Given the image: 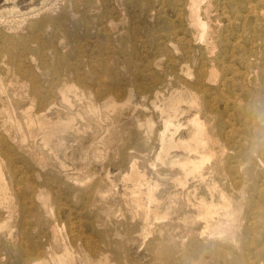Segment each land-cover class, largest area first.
Segmentation results:
<instances>
[{
	"label": "bare ground",
	"instance_id": "6f19581e",
	"mask_svg": "<svg viewBox=\"0 0 264 264\" xmlns=\"http://www.w3.org/2000/svg\"><path fill=\"white\" fill-rule=\"evenodd\" d=\"M60 1L62 2V0H1L2 3L0 4V242H2V247L9 253V255H10V251H13V256H14V252H15L13 249L14 247L12 248L8 246L9 244L8 242H12L13 240L18 239V238L20 242L30 241L32 243V246L30 245L31 247L30 248L27 247L28 249L26 250L23 248L25 251H21V249L17 250L18 248H21V247H19L18 245H17L18 247L15 246L17 248L16 250L19 251L17 252L18 254L16 255H21L20 257H22V262L20 261L19 264L20 263L21 264H119L118 262L119 260L117 259L118 252L116 251L115 253H117V255L113 259H110L108 255V251L104 249L105 245H109V235L111 232L109 233V235L106 232H101V233L98 232L100 236V240L96 238V241L94 240L92 241L89 238H84V239L76 238V234H75L76 226L73 223L74 222L73 221L70 224V230H69L70 234L68 235L62 234L65 228L61 227L60 221L64 222L66 218H68L67 220L70 222L71 220L70 217L76 214L72 212V209H71V212L69 210V213H67L66 215H63L64 213L62 214L59 210L58 212L57 210H55V212H57L55 214L54 213L55 205L53 206V201H52V198H54L53 197L54 195L51 197V193H50L53 187H51L50 191L48 190L49 182L51 180L56 179L59 183L67 182L66 184L64 183L63 185L62 184L61 185L59 184V185H60V188H62V191L63 189L66 190V192L69 193L68 195L70 196L78 195L79 197L80 195V197L81 196L85 197L88 195L91 196V194L93 195L96 194L101 197H104L106 195L108 196V194H111L112 191H114L113 187L111 186L113 185V183H111L112 181L107 179L108 181H111V182H109L110 184H109L108 190L105 193H103L104 192L102 190L103 185L100 183V181H98L97 179L96 181L98 182H93V180L90 179V176H91L90 166L92 164L90 165L89 162L91 161L90 158L92 156H95V157H92L93 159L94 158L98 159L105 152L108 153L110 149L112 152V148H115V150L119 152L122 159H124V163H126L125 160L128 159V164H129L128 170L129 171L128 172L126 171L127 173L125 172L126 174L124 176L122 175L121 176H122L123 181L126 183L124 191H125V195L127 196V202H128L127 205L130 210L129 214L135 219H138L140 226L142 227V232L140 233L141 239L147 240V238L149 239V237H151L150 235H152L154 231L156 230L155 228H156L157 222H162L165 220L166 222L165 226L168 228H171L175 220H182V221L184 220V222L188 220V221H191L193 224L194 223L198 224L201 222L204 225L203 227L205 228V231L203 233L204 234L208 233L210 237L213 238V240L216 238L220 240H226L229 242H234V243L236 242L235 244L238 245L240 236L237 233V229H238V225H239L240 217H241L240 208L242 207V202H244L243 198L245 197V194L241 193L240 195L241 199H238L239 197L237 196L235 198L230 193V189L224 186L225 183H223L224 181L222 180V179H225L226 172H227V169H225V165H226V161L229 155V151H234V150H230V147H229L230 144L227 143L229 141L227 142L224 141V139L226 140V138H224V135H225L224 128L225 127H223V121H222L223 115L219 107V104L224 103V105L229 107V101H230L229 99H231V94L230 96H227L228 93H226V91L230 89L231 93H233L234 90L230 88V86L234 85V80H235L234 75L230 77L229 75L231 74L229 73H228L229 75L227 74L228 71H226V69L228 70H231V69L225 68L227 67V65L224 63L223 59L225 57L227 59H231L230 61L235 60L236 50H242V54H240L241 56L239 57L240 61L243 64V67L245 68V71L241 73L242 91L240 90L241 93L236 94V95H234L236 93L234 92L233 94L234 103L232 105V108L235 109L240 114V116H247V105L241 106V104H239L240 98L244 96H246L245 98H247V100L249 97L252 98V93L250 94L251 96L248 94L249 97H247V90H246L247 88V81H246L247 80V68L252 67L251 63L250 64L247 63L248 60H251V59L247 60V56H248L247 41H251L254 44L256 43L255 42L256 39L260 40V38H257L254 36L255 34L262 35V37L264 36V1L262 0H138V4L139 3L140 4H139V7L134 11L133 15L131 14L130 16H128L129 9L127 8L129 7L126 8L127 9L126 12L128 13V15L127 13L125 14L124 11L118 10L119 8L116 7V9L118 8L117 9L118 11L116 10L117 12L115 13L117 17L114 19L113 12L111 13L110 11L111 9L110 8L111 6H109L110 3L108 4V1L110 0H105L106 5L105 4L104 5L106 9L104 8V10L106 11V14L108 15V17H106V22L102 23V25H105L103 27V30L106 33L108 31L111 32V34H113V37L114 35L120 36V39H122V34L127 31L126 33L128 34V36H127V39L125 40H128V37L131 35L132 32H134L135 36L137 32H142V31H144V33L147 32V34H145L146 37L148 36V34L150 35V33L151 34L153 33L155 34V38H154L155 42L152 40L153 41L152 44L156 45L155 48L157 47L159 49V52H158L159 57H156L155 59V57L153 56L155 60L152 63L150 61L151 59L149 56L148 57L149 59L147 60V62L143 64L145 67L142 66L144 67V69L143 71L140 72V76L138 75L139 67L132 68V69H135V71H136V68H138V71L135 72L133 70V72L131 73L132 75L131 86L130 87L128 86L129 87L128 89L123 87L124 89L121 88L117 91L114 90L115 92L114 93L112 92L111 94L109 93L108 95L109 97L103 103H100V104L94 102V100L92 99L93 95H91V97L87 96L88 87H90L87 84L82 83L81 85L80 84L81 82L74 81L73 79L60 80L58 77V74L60 75V73H59V70L57 71L56 64L59 62L58 61L59 58L57 59V56L59 57V52L61 51L58 52V48H57V34L59 32V28L64 27L63 24L65 22H68L66 20L68 19V14H69V13L67 14L66 9H63L64 10L63 13H61L60 15L58 14L60 17L59 16L56 17L57 14L55 15V12H57V10H59L58 8H60V7L57 8V6H59L58 4L60 3ZM78 1L80 2V4L82 3V0H78ZM88 1L89 0H86V2ZM101 2L103 3V0ZM77 3L78 2H76V4ZM122 3L125 5L124 2ZM122 3L120 5H122ZM70 6L71 5H69V8ZM87 6H90V5H87ZM123 6L121 8L124 10ZM167 9H170L172 13V16L168 20L162 18V16L166 15ZM80 12H82L83 13L82 15H84L85 8H84V12L81 10ZM77 13L78 11L76 10V14ZM13 14H17V15L13 16ZM100 15L102 14L100 13ZM102 17L104 19V16ZM128 17L130 18V22H129L130 25H128ZM88 20L86 19V22ZM152 20H155L154 24H152L153 22L151 23ZM161 20H163V22L165 21L167 24V25L165 24L167 26L166 28H168L166 32L162 31L163 29L165 31V28H163L162 30L160 29ZM100 21H101V18H100ZM10 23L16 24L15 26L16 28H19V30L23 28V31L26 30L25 31L26 33L20 35V34H17L15 31L16 34H13V35L10 34L11 32L9 33L7 31L8 29H11ZM99 23H96V24H99ZM143 24L146 26L143 27L144 26ZM7 26H9L8 29H7ZM16 28L15 30H17ZM151 28L152 29L154 28L155 30L153 31ZM73 29H75L74 31H76L77 28H73ZM11 30H14V29H11ZM87 31H88V26H87ZM97 33L99 34L100 31H98ZM65 34H67L66 31H65ZM73 34H75V32ZM77 35L78 34L76 33V36ZM84 35L86 36L87 34L85 33ZM94 35H92L93 38H94ZM145 35L143 36L144 39H145ZM79 36H82V35L80 34ZM134 37L130 36L129 38L133 39ZM89 38L87 36V39ZM107 38L109 39V37ZM123 38H126L125 34ZM148 38H150V36ZM75 40H78V39H75ZM125 40H120V42L122 41L123 43H125L124 42ZM129 40L131 41V39ZM86 41L88 40H85V42ZM130 41L128 42L131 43L132 41L131 42ZM79 43L81 46L82 42L80 41ZM109 43L111 45V41ZM123 43H120V44H123ZM77 46H78V43H77ZM170 46H173V47L175 46L176 48L174 47L173 49L170 50ZM252 46H255V45H252ZM123 47H125L124 44H123ZM123 47H122V50H123ZM126 47H127V44H126ZM133 48L135 49V47ZM76 49H79V48H76ZM253 49H254L253 47L250 49L251 52L253 51ZM174 50H176L175 51L176 53L180 51L182 53L180 55V58L176 60L173 57ZM136 51H137V48L135 52ZM153 51H152V54H153ZM251 52H249V54ZM77 53L79 52L77 51ZM87 53L89 54L90 52H87ZM254 53H256V51ZM65 54L66 53H64V56ZM92 54L93 53H91L90 56ZM125 54L123 55L125 56ZM135 56H137V54ZM142 56L143 55L141 54V58ZM163 56H165V58L169 56L170 58H173V59L171 60V63L168 64V66L165 68L167 73L165 74V76L163 75L164 78H160L157 75L158 73L155 72L154 74L152 69L160 68L161 66H164L161 61V58ZM68 57L69 56H67V60L69 59L71 60V58H68ZM158 58H160V60H158ZM60 59L61 61H65L63 60L62 57ZM94 60L95 58L92 61ZM259 60L260 59H258V61ZM263 60H264V57H263ZM117 61H120V59H118ZM143 61H144V58H143ZM102 62H103V59H102ZM107 62L109 64V61ZM116 62H115V65L118 64ZM134 62L135 61L133 60V64ZM65 63L67 62L65 61ZM71 63H74V62L67 63L66 66L69 67L68 69L74 68V65ZM104 64H102V66ZM127 65L129 66V64ZM150 65H152V67ZM116 67L118 68V65ZM107 69L108 67L106 68V70ZM72 70L75 71L74 69ZM234 70L236 71V68ZM76 72H77V69L74 74H76ZM93 73L94 75H98L96 72H92V74ZM115 73L117 74V72ZM111 74H114V73H111ZM80 75L82 78V74ZM67 78L69 77L67 76ZM77 78L78 77H76V79ZM237 80L236 82H238ZM117 81L118 82L115 81L117 84H122L125 81V79L118 76ZM101 82H103V80ZM115 82H112V83H115ZM126 84L130 85L129 83H126ZM113 85L111 87L115 86ZM108 86L109 85H107V87ZM115 87H118V86H115ZM106 89L108 88H105V90ZM257 91H255V88H254V92H257ZM122 93H125V98L124 100L120 101L118 100V97ZM261 93L263 95L262 91ZM105 94H106V91H105ZM135 97L143 99L144 101H148L149 104L151 105L150 111H149V108L145 106V104L140 106L141 105L140 103H139L140 105H138L136 102H134ZM244 102H245V99H244ZM248 102L246 104H248ZM58 104L59 105L62 104L64 107L59 109ZM250 104H252V102ZM253 107L255 106H252V109ZM260 112H262V109L260 110ZM258 115L259 117H257ZM258 115H256V117L264 121V114L262 115L261 113V115L260 114ZM142 116L144 117V119H139ZM78 118L82 120V123H83L82 126L77 125L76 121ZM241 118L243 119V117ZM250 118L251 117L249 116L248 119ZM118 121H120V124L118 123ZM247 123L251 125L250 123H253V122H250L249 120V122ZM226 127L228 126L226 125ZM228 128L226 129L228 130ZM89 130H91L90 140L92 142L90 145H88V148L85 149L83 153L80 154L78 158V161L80 163L79 170L71 175V173H68L69 167L67 168V165H66L68 163L67 162L68 159L66 158L69 157L75 163H77V159L75 158V153L73 152L69 153V150H68L69 147H71V149L73 147L70 142L73 140L78 141V142L87 140L88 137L85 134H87ZM227 130L225 132H228ZM116 132H118V134L115 137ZM262 132L260 131L261 134ZM247 133H249L252 136L259 135L256 132V130L251 131L250 128H248ZM236 134L238 133L236 132ZM241 136L243 135H240V137ZM261 137H262L261 143L264 144V137L263 136ZM243 138L244 140L248 139L247 137L245 138V136H243ZM249 139H252V138H249ZM83 144L84 143H81V146H83ZM257 144L260 145V143H257ZM84 147L86 146H83L82 148ZM248 147L251 148L252 146L249 144ZM242 148H244V146ZM20 151L22 152L25 151L24 152L25 155H22L20 157L18 156L19 159L21 160V163H23L24 165L26 164L31 165L33 167V170H32L34 173L33 175L38 179V181H36L37 179L35 180L36 184H34L35 186L34 192L31 194L32 196L31 198L34 199V203L36 202V209H35L36 211L35 212L33 211L34 212L33 216L36 215L37 221L38 220L44 221L46 223L45 227L39 228L38 230H34L35 231V232L33 231L34 233L30 232L31 229L29 230L28 228L30 226H26L24 222L20 221L21 219H19V216L20 217L22 216L19 215L17 217L16 215L18 213L16 209H19V207L24 206V204L22 203L23 202L22 200H20L22 201L21 202L22 204L19 202L20 197L18 193L16 192V190L18 189L17 186L19 184V181H18L19 179L17 176V172L15 171L17 170L16 169L17 166L14 167V165H16V162H17L16 156L18 155L16 154V152L18 153ZM261 152L264 153V151H261ZM261 152L259 154H261ZM92 153H94V155L91 156ZM146 153L151 156L153 155L154 157V161L151 162V165L155 169L153 168L154 172L152 173H148L145 170L141 169L138 164V159H137L138 156L147 155ZM244 153L242 152V154ZM61 154H64L63 156L65 157L66 161L60 158ZM235 156H237V153L236 155L234 154L233 157L235 158ZM246 157H248V155ZM232 158L230 156V159ZM249 158H250V155H249ZM105 159L106 158H104V161ZM252 160L253 162H256L254 159ZM232 161L235 162L236 160L232 159ZM227 163H228L227 165L229 166L230 162H227ZM240 163H243V162H240ZM240 163H237V164H240ZM261 164L263 165V163ZM234 167L235 166H233V168ZM21 168H24V167H21ZM118 169L120 170V168ZM25 170L26 169L24 168V171ZM235 171L237 172V169ZM108 174H106L105 176L108 177L109 176ZM236 174H233V175L236 176ZM255 177H257L258 179L260 178L258 177V175L257 176L255 175ZM233 178L231 179V181L233 180ZM31 179L33 180V177ZM253 181H255V179ZM20 183L23 184L21 181ZM255 185H259V184H255ZM255 185L253 183V186ZM15 188L17 189L15 190ZM57 188H58V185H57ZM203 188L207 193L206 195L205 193L202 192ZM28 191H32V189H29ZM248 191H250V188ZM254 191L256 192V190ZM21 192L23 193L24 189ZM66 192L64 193L66 194ZM22 193L20 195H22ZM17 197L19 198L17 199ZM73 197L75 198V196H72V198ZM248 197L246 200H248ZM21 198L23 199V197ZM25 200L27 199L25 198ZM251 200L252 199L250 198L249 201ZM58 201H60V199ZM79 201H76V202H79ZM252 201L255 202L256 200H252ZM68 202L69 200H66L64 202L62 201V204H64L65 206L67 205L68 207ZM55 203H57V201H55ZM29 204H27V206ZM252 205L250 204L251 207ZM258 207H259V204H258ZM180 208H186L187 210L184 211L182 214H179L178 212ZM73 210H75V208ZM14 211L17 212L15 214L16 215L15 217L19 219V222L17 223L15 221L16 218L14 219ZM260 212H261V209H260ZM24 214L26 213L24 212ZM246 214L248 215V213ZM249 214H252V213H249ZM81 216L79 218H81ZM245 216L246 215H244V218ZM25 217L26 215H24L23 219L26 220ZM100 217H102V215L100 216L98 215L97 217L95 216L96 218L95 224L91 222L92 225L90 224V226L93 230L96 228L95 227L96 223L98 225L105 223V219H103L104 221L102 219L99 220ZM261 218L262 217H260L259 219ZM76 221L78 222V220ZM83 225H85V223H83ZM263 225L264 224H262V226ZM15 227L18 228V231H17L18 234L16 235H14ZM164 228H165L164 226H161L157 229V231L160 233L157 239L158 243H154L153 241L155 240V238H153L152 242H149L147 245V251L149 252V256H150L149 262L155 261L158 264H180V263L181 264H204L202 261H205V260H203L199 254L198 255L201 257L202 260L201 261L199 260L200 257L197 259L198 256L195 253V250H191L188 245L186 246L184 244L183 237L181 241L179 242L177 240L178 238H176L170 233H166V235L163 236L162 232ZM245 230L247 231V229ZM78 231H79V228H78ZM83 231H85V229ZM131 231L132 230H130V232ZM165 231H166V228L164 232ZM249 231L250 230L248 229V232ZM113 233L114 231L111 234ZM192 233L193 232H191L190 238L195 240L196 236L192 235ZM253 234L254 233H252V235ZM80 235L84 237L83 233H81ZM260 235H264V233L260 234L259 232V236ZM259 236L257 237L259 238ZM40 237L41 239L44 237L46 239V243H43V242L41 243ZM245 237H247L246 234H245ZM112 238L113 237H111V240ZM262 238L264 239V236ZM243 241H246V238ZM27 242H26V245H27ZM189 243L191 244L190 241ZM197 243L195 242V244ZM242 243L243 242L241 241V245ZM261 243L259 244L261 245ZM212 244H214V242ZM218 244L221 245V243H218ZM262 244L264 245V242ZM26 245L24 246L26 247ZM232 246L233 245L231 244L229 245L230 248H233ZM112 248H113V245H112ZM214 248H215V245L213 249ZM233 250L231 252H233ZM242 251L243 249L241 248V252ZM256 251L257 250H255V252ZM111 252H114V251H111ZM134 252L136 253V251ZM213 252L215 254V250ZM255 252L253 254H256V253L259 254V252H256V253ZM228 254H226V256ZM239 255L240 257H237L235 260H233L232 258V262H235V263L237 262V264L238 262L245 264L246 262V261L244 262L245 257L242 256L241 254ZM127 256L128 257L130 256L129 253ZM232 256L233 255H231V257ZM135 257L136 258H133L131 260L129 258L127 262L126 261L124 262V264H153V263H143V260L141 261L140 257H139L140 259L137 257V255H135ZM16 261L18 262L17 259ZM144 261H147V260H144ZM225 262H227V260ZM120 264H122V262ZM230 264H234V263L230 262ZM247 264H251V263H247Z\"/></svg>",
	"mask_w": 264,
	"mask_h": 264
},
{
	"label": "rangeland",
	"instance_id": "374dc122",
	"mask_svg": "<svg viewBox=\"0 0 264 264\" xmlns=\"http://www.w3.org/2000/svg\"><path fill=\"white\" fill-rule=\"evenodd\" d=\"M75 1V2H74ZM62 0V2L60 1V3L58 4L59 6H57V8L58 7H60V8H58L59 10H57V12H55V15H56V17H58L61 13H63V9H66V12H67V14H68V19L66 20V21H68V22H65L63 25H64V27H61V28H59V32H58V34H57V48H58V52L59 51H61V52H59V57L57 56V59L59 58V62L56 64V67H57V71L59 70V73H60V75L58 74V77H59V79L60 80H64V79H73L74 81H79V82H81L80 84L82 85V83L84 84H87L88 86H90V87H88V91H87V96L88 97H91V95H93L92 97V99L94 100V102L95 103H98V104H100V103H103L109 96V93L111 94L112 92L114 93L115 91H117V90H119V89H121V88H126V89H128L130 86H131V80H132V75H131V73L133 72V70L135 71V69H132V68H135V67H139V71H138V68H136V71H138L137 73H138V75L140 76V72L141 71H143V69H144V65L143 64H145L146 62H147V60L149 59L148 57L150 56V61L153 63V61L156 59V57H159L158 55V52H159V49L157 48H155V46L156 45H154V44H152L153 43V41L155 40L154 38H155V34H153V36H152V34L150 33V35L148 34V36L146 37V35L145 34H147V32L146 33H144V31H142V32H137L136 33V36L138 37H136L135 35H134V32H132L131 33V35L130 36H135L134 38L136 39H132V38H129L128 37V40H125V39H127V36H128V34L126 33V32H124L123 34H122V39H120V36H115L114 35V37H113V34H111V32H105L104 30H103V27L105 26V25H102V23H104V22H106V17H108V15L106 14V11L104 10V8H105V5H106V3H105V0H103V3L101 2L102 0H89L88 2H86V0H82V3L80 4V2L78 1V0ZM85 1V2H84ZM112 3H111V2ZM110 1H108V4H109V6H111L110 8V11H111V13L113 12V18L115 19L116 17H117V15L115 14L118 10H120V11H124V13L126 14L127 12V9H129L128 10V12H129V15H128V13H127V15L128 16H130L131 14L133 15L134 14V11L139 7V4H138V0H127V2H126V0L124 1V0H110ZM120 1H121V3L122 2H124L125 3V5L122 3V5H120L121 3H120ZM262 1H264V0H262ZM76 2H78L77 4H76ZM2 2H1V0H0V4H1ZM84 3V4H83ZM86 3H87V5H90V6H87L86 5ZM76 4V5H75ZM80 4V5H79ZM92 4H93V6H92ZM95 4V5H94ZM105 4V5H104ZM128 4H129V6H128ZM138 4V5H137ZM69 5H71L70 6V8H69ZM118 5V6H117ZM124 5V6H123ZM77 6H79V7H77ZM85 6H87V7H85ZM92 6V7H91ZM123 6V8H124V10L121 8ZM134 6V7H133ZM66 7V8H65ZM85 8V12H84V8ZM116 7H118L117 9H116ZM127 7H129V8H127ZM132 7V8H131ZM68 8V9H67ZM78 8V9H77ZM87 8V9H86ZM127 8V9H126ZM241 8V7H240ZM75 9V10H74ZM94 9V10H93ZM106 9V8H105ZM126 9V10H125ZM242 9V8H241ZM240 9V10H241ZM76 10L78 11V13L76 14ZM80 10L81 11H83L85 14L84 15H82L83 13L82 12H80ZM104 10V11H103ZM114 10V11H113ZM117 10V11H116ZM132 10V11H131ZM75 11V12H74ZM92 11V12H91ZM104 13H103V12ZM94 12H96V13H94ZM130 12H132V13H130ZM74 15H73V14ZM89 13H91V14H89ZM100 13L102 14V15H100ZM4 14V13H3ZM59 14V15H58ZM104 14V15H103ZM5 15V14H4ZM17 14H13V16H16ZM75 15H76V17H75ZM79 17H78V16ZM87 15V16H86ZM107 15V16H106ZM74 16V17H73ZM86 16V17H85ZM100 16V17H99ZM102 16H104V19H103V17ZM172 16V13H171V10L170 9H167L166 10V15L165 16H162V18H164V19H170V17ZM60 17V16H59ZM91 17V18H90ZM99 17V18H98ZM127 17V16H126ZM90 18V19H89ZM98 18V19H97ZM100 18H101V21H100ZM79 19V20H78ZM83 19H84V21H83ZM86 19L88 20L87 22H86ZM70 20V21H69ZM78 20V21H77ZM117 20V19H116ZM77 21V22H76ZM92 21V22H91ZM100 23H99V22ZM154 21L155 20H152L151 21V23L152 24H154ZM81 22V23H80ZM129 22H130V18L128 17V25H130L129 24ZM161 23H160V29L162 30L163 28H165V31H164V29L162 30L163 32H166L167 30H168V28H166L167 26V24H166V22L164 21L163 22V20H161L160 21ZM75 23V24H74ZM78 23V24H77ZM80 23V24H79ZM84 23H85V25H84ZM89 23V24H88ZM91 23H92V25H91ZM96 23H99V24H96ZM75 26H74V25ZM101 24V25H100ZM166 24V25H165ZM11 25V26H10ZM10 27H11V29H14V30H11V29H8V27L9 26H7V31L10 33V34H20V35H22V34H24V33H26L25 31H23V28L22 29H20L19 30V28H16V24H13V23H10ZM79 25H80V27H79ZM96 25V26H95ZM144 25V24H143ZM142 25V26H143ZM164 25V26H163ZM251 25H253V24H251ZM73 26V27H72ZM78 26V27H77ZM85 26V27H84ZM87 26H88V31H87ZM146 25H144L143 27H145ZM15 28L17 29V30H15ZM63 28H64V30H63ZM67 30H66V29ZM73 28H77L76 29V31H74L75 29H73ZM73 29V30H72ZM97 31H96V30ZM152 29V28H151ZM77 30H78V32H77ZM153 31L155 30L154 28L152 29ZM13 31V32H12ZM15 31H16V33H15ZM62 31V32H61ZM65 31H66V33L67 34H65ZM87 31V32H86ZM90 31V32H89ZM98 31H100V33L98 34L97 32ZM104 31V32H103ZM152 31V32H153ZM75 32V34H73ZM81 32V33H80ZM88 32H89V34H88ZM76 33L78 34L77 36H76ZM87 34L86 36L84 35V34ZM94 33H95V35H94ZM82 35V36H79V35ZM105 34V35H104ZM106 34H108V35H106ZM124 34H125V37L126 38H123L124 37ZM71 35V36H70ZM92 35H94V38H93V36ZM112 36V37H110V36ZM140 35V36H139ZM145 35V39H144V36ZM259 34H255L254 36L255 37H257V38H260V40L259 39H256V43H252L251 41H247V54H248V56H247V60L248 59H251V60H248V61H250V62H248L247 61V63H251V65H252V67L251 68H247V88H246V90H247V97H249V95L252 93V98L251 97H249L248 98V100H247V98H245L246 96H244V97H242V98H240V102H242V103H240L239 102V104H241V106H245V105H247V116H240V114L235 110V109H233L232 108V105H233V103H234V95H236V94H240L241 93V91H242V87H241V85H242V80H241V73L242 72H244L245 71V68L243 67V64H242V62L240 61V54H242V50H236V52H235V54H236V59L235 60H232V61H230L231 59H227V58H225L224 57V59H223V61H224V63L227 65V67H225V68H230L231 70H228V69H226V71H228L227 72V74L229 73V74H231V75H229L230 77H232L233 75H234V78H235V80H234V85L233 86H230V88H232L234 91H233V93H231V91H230V89H228L227 91H226V93H228L227 94V96H230V94H231V99H229L230 101H229V107H227L226 105H224V103H220L219 104V107H220V109H221V111H222V115H223V118H225V119H223L222 118V121H223V127H225L224 128V133H225V135H226V137H225V135H224V138H226V140L224 139V141L225 142H227V141H229V142H227V143H229L230 144V150H234V151H229V155H228V158H227V161H226V165L228 164L227 162H230L229 163V166L227 167L226 165H225V169H227V172H226V176H225V179H222L224 182L223 183H225L224 184V186L225 187H228V189H230V193L236 198V196L237 197H239L238 199H241L240 198V195H241V193H244L245 194V197L243 198V201L244 202H242V207L240 208V212H241V217H240V222H239V225H238V229H237V233L239 234V242H238V245H236L234 242H229V241H226V240H220V239H214L213 240V238H211L210 237V235L208 234V233H203L204 231H205V228L203 227L204 225L200 222V223H198V224H196V223H192L191 221H188V220H186V221H188V222H184V220L182 221V220H175L174 221V224H173V226L171 227V228H168V227H166L165 226V220L164 221H162V222H157L156 223V230L154 231V233L152 234V235H150L151 237H149V235H148V237H149V239L147 238V240H144V239H141V237H140V233L142 232V227L140 226V223H139V220L138 219H135L134 217H132L129 213H130V210H129V208H128V202H127V196L125 195V182L123 181V179H122V176H124L129 170V164H128V159H126L125 161H126V163H124V159H122V157H121V155L119 154V152L117 151V150H115V148H112V152H111V149L109 150V152L107 153V152H105L103 155H101V157L100 158H98V159H93L92 157H95V156H92V155H94V153H92L91 154V161L89 162V164L91 165L90 166V170H91V172H90V179L91 180H93V182H98V181H100V183L103 185L102 186V190L104 191L103 193H105L107 190H108V187H109V182H111V183H113V185H111L112 187H113V189H114V191H112V193L111 192H109V193H111V194H108V196L106 197V196H104V197H101V196H99V195H96V194H91V193H89V194H91V196L90 195H88V196H85V197H83V196H81L80 197V195H79V197H78V195L76 196V195H68L69 193H67L66 192V190H64L63 189V191H62V188H60V185L62 184H64L65 182H58L56 179H54V180H51L50 182H49V184H48V190L50 191V189H51V187H53L52 189H51V191H50V193H51V197L53 196L54 198H52V201H53V206L55 205V207H54V213L56 214L57 212H58V210L63 214V215H66L67 213H69V210H70V212H71V209H72V212L74 213V214H76V215H74V216H71V215H69V216H71L70 218H71V220H70V222L67 220L68 218H66V220L63 222H61L60 221V225H61V227L62 228H65L64 229V231H63V229H62V231H63V233L62 234H64V235H68V234H70V224L73 222L74 224H75V231H76V238H82V239H84V238H89L90 240H94V241H96V238L98 239V240H100V236H99V234H98V232L99 233H101V232H106L108 235H109V233L111 232H113L114 231V233L113 234H111L110 233V235H109V245H105L104 246V249L106 250V251H108V255H109V258L110 259H113L116 255H117V253H115L116 251L118 252V262H119V264L122 262V264H124V262L126 261L127 262V260L130 258V260L131 259H133V258H136L135 257V255H137V257L139 258H141V261L143 260V263H153V264H158L157 262H155V261H151V262H149L150 261V256H149V252L147 251V245H148V243L149 242H152V239L153 238H155V240L153 241L154 243H158L157 242V239H158V237H159V232L157 231V229L159 228V227H161V226H164L165 228H166V231L164 232V230H165V228H164V230H163V236L164 235H166V233H170V234H172L173 236H175L176 238H178L177 240L180 242L181 241V239H182V237H183V240H184V244L187 246H189V248L191 249V250H195V253L197 254V259L201 256L202 257V259L203 260H205V261H202L204 264H219V263H221V264H230V262L231 263H234V264H237V262L235 263V262H232V258H233V260H235L237 257H240V255L239 254H241L242 256H244L245 257V260H244V262L246 261L247 263H253V264H264V245L262 244L263 242H264V239L262 238L264 235H260L259 236V232H260V234H263L264 233V225L262 226V224H264V191H262V190H264V177H262V176H264V153H262L261 151H264V144H262L261 143V136H263L264 137V132H262V131H264L263 129H264V121H262V120H260L259 118H257V117H259V115L258 114H260L261 115V113H262V115L264 114V105H262V104H264V60H263V54H264V36L262 37V35H259ZM67 36H68V38H67ZM87 36H88V38L89 39H87ZM98 36H100V37H98ZM150 36V38H148ZM84 37V38H83ZM104 37H105V39H104ZM107 37H109V39L107 38ZM262 37V38H261ZM73 38V39H72ZM111 38H112V40H111ZM147 38V39H146ZM75 39H78V40H75ZM100 39V40H99ZM104 39V40H103ZM114 39V40H113ZM129 39H131V41L129 40ZM262 39V40H261ZM62 40V41H61ZM82 40H84V41H82ZM85 40H88V41H86L85 42ZM91 40V41H90ZM96 40V41H95ZM109 40V41H108ZM120 40H125L124 42L125 43H123L122 41L120 42ZM153 40V41H152ZM65 41V42H64ZM77 41H81L82 42V44H81V46H80V43L79 42H77ZM111 41V45H110V42ZM112 41H113V43H112ZM128 41H130L131 43H129ZM85 42V43H84ZM94 42H96V43H94ZM100 42H101V44H100ZM105 44H104V43ZM109 44H108V43ZM126 42H128V43H126ZM146 42H147V44H146ZM155 42V41H154ZM251 42V43H250ZM259 42V43H258ZM263 42V43H262ZM76 43V44H75ZM77 43H78V46H77ZM120 43H123L124 45H125V47H126V44H127V47L125 48V47H123V44H120ZM134 43V44H133ZM150 43H151V45H150ZM100 44V45H99ZM103 44V45H102ZM134 46H133V45ZM142 44V45H141ZM145 44V45H144ZM250 44V45H249ZM75 45V46H74ZM93 45H95V46H93ZM102 45V46H101ZM110 45V46H109ZM113 45V46H112ZM147 45V46H146ZM154 45V46H153ZM252 45H255V46H252ZM77 46V47H76ZM104 46H106V47H104ZM123 47V50H122V47ZM135 47V49L133 48V47ZM150 46V47H149ZM250 46H251V48L253 47L254 49H253V51L251 52V48H250ZM81 47V48H80ZM85 47V48H84ZM96 47V48H95ZM112 49H111V48ZM116 49H115V48ZM143 47V48H142ZM144 47H146V48H144ZM175 47V46H174ZM173 46H170V50L171 49H173L174 48ZM263 47V48H262ZM76 48H79V49H76ZM92 48H94V49H92ZM136 48H137V53L135 52V50H136ZM142 48V49H141ZM149 48V49H148ZM154 48V49H153ZM176 48V47H175ZM84 49H86V50H84ZM101 49V50H100ZM109 49V50H108ZM126 49V50H125ZM134 49V50H133ZM142 50V51H140V50ZM153 51V54H152V51ZM260 49H262V50H260ZM94 50V51H93ZM108 50V51H107ZM111 50V51H110ZM139 50V51H138ZM145 52H144V51ZM158 50V51H157ZM77 51L79 52V53H81V54H79V53H77ZM85 51V52H84ZM99 51H101V52H99ZM123 53H122V52ZM128 53H127V52ZM146 51H147V53H146ZM157 51V52H156ZM176 50H174V59L176 60V59H178V58H180V55L182 54L181 53V51L180 52H175ZM256 51V53H254ZM71 52V53H70ZM76 52V53H75ZM87 52H90L89 54L87 53ZM112 52H113V54H112ZM125 52H126V54H125ZM144 52V53H143ZM249 52H251L250 54H249ZM64 53H66L65 54V56H64ZM69 53H70V55H69ZM75 53V54H74ZM91 53H93L92 55H93V57H92V55L90 56V54ZM100 53V54H99ZM104 53V54H103ZM115 53H117V54H115ZM122 53V54H121ZM133 53V54H132ZM134 53H135V55L137 54V56H135L134 55ZM152 55H151V54ZM156 53H157V55H156ZM97 56H96V55ZM123 54H125V56L123 55ZM141 54L143 55L142 56V58H141ZM77 55V56H76ZM79 55V56H78ZM81 55V56H80ZM107 55V56H106ZM114 55V56H113ZM117 55V56H116ZM128 55V56H127ZM132 55V56H131ZM67 56H69L68 58H71V60L69 59V60H67ZM76 56V57H75ZM106 56V57H105ZM155 57V59H154V57ZM263 56V57H262ZM63 58V60H65L67 63H69V62H74V63H76V64H74V63H71V64H73L74 65V68H71V69H68L69 67H67L66 65H67V63H65V61H61V59L60 58ZM77 57H79V58H77ZM88 57V58H87ZM101 58V60H100V58ZM104 57V58H103ZM138 57H140V58H138ZM147 57V58H146ZM66 58V59H65ZM77 59V60H75V59ZM95 58V63H94V61H92L93 59ZM99 58V59H98ZM105 58H107V59H105ZM109 58V59H108ZM120 59V61H117L118 59ZM132 58V59H131ZM135 58V59H134ZM143 58H144V61H143ZM256 60H255V59ZM261 58H262V60H261ZM78 59H80V60H78ZM102 59H103V62H102ZM130 59V60H129ZM136 59H138V60H136ZM140 59V60H139ZM173 58H170L169 56H167L166 58H165V56H163L162 58H161V61H162V63H163V65L164 66H161L160 68H153L152 69V71L154 72V74H155V72H157L156 74L160 77V78H164V76H165V74L167 73L166 72V70H165V68L168 66V64H170L171 63V60H172ZM258 59H260L259 61H258ZM132 60V61H131ZM133 60L136 62V64H135V62H134V64H133ZM143 62H142V61ZM158 60H160V58H158ZM76 61H78V62H76ZM87 61V62H86ZM91 61V62H90ZM106 61V62H105ZM107 61H109V64H108V62ZM116 63H118L117 65H118V68L116 67L117 65H115V62ZM169 61V62H168ZM229 61V62H228ZM255 61V62H254ZM111 62V63H110ZM126 62V63H125ZM128 62V63H127ZM130 62V63H129ZM168 62V63H167ZM227 62H228V64H227ZM77 63H78V65H77ZM81 63V64H80ZM90 63H91V65H90ZM93 63V64H92ZM104 63H106V64H104ZM131 63H132V65H131ZM167 63V64H166ZM263 63V64H262ZM79 64H80V66H79ZM102 64H104L103 66H102ZM127 64H129V66L127 65ZM138 64H140V65H138ZM142 64V65H141ZM254 64V65H253ZM259 64H260V66H259ZM83 65H85V66H83ZM106 65H108V66H106ZM134 65H136V66H134ZM142 66H144V67H142ZM151 67H152V65H150ZM170 66V65H169ZM241 66H242V68H241ZM254 66V67H253ZM263 66V67H262ZM84 67H85V69H84ZM95 69H93V68ZM108 67V69L106 70V68ZM116 67V68H115ZM128 67V68H127ZM150 67V68H151ZM238 67V68H237ZM79 68H81V69H83V70H81V69H79ZM102 68V69H101ZM104 68V69H103ZM110 68V69H109ZM236 68V71L234 70ZM72 69H74L75 71H76V69H77V72H76V74H74L75 73V71H73ZM91 69V70H90ZM92 69H93V71H92ZM98 69V70H97ZM70 70V71H69ZM105 70V71H104ZM234 72H233V71ZM260 70V71H259ZM96 72L98 75H94V73L92 74V72ZM100 71V72H99ZM108 71V72H107ZM109 71H110V73H109ZM112 71V72H111ZM135 71V72H136ZM70 72V73H69ZM115 72H117V74L115 73ZM134 72V73H135ZM165 72V73H164ZM233 72V73H232ZM95 73V74H96ZM101 73V74H100ZM111 73H114V74H111ZM69 74V75H68ZM80 74H82V78H81V75ZM92 74V75H91ZM160 74V75H159ZM260 74V75H259ZM91 75V76H90ZM114 76V78L116 79H114L113 78V76ZM164 75V76H163ZM236 75V76H235ZM60 76H62V77H60ZM67 76L69 77V78H67ZM86 78H85V77ZM93 76V77H92ZM118 76L119 77H121V78H123V79H125V81L122 83V84H117L116 82H118L117 81V79H118ZM161 76H163V77H161ZM249 76V77H248ZM76 77H78L77 79H76ZM92 77V78H91ZM84 78H85V80H84ZM98 78V79H97ZM238 80H237V79ZM261 78V79H260ZM80 79V80H79ZM89 79H93L92 81L91 80H89ZM98 80V82H97V80ZM114 81H113V80ZM96 80V81H95ZM103 80V82H101V81ZM236 80L238 81V82H236ZM262 80H263V82H262ZM93 81H95V82H93ZM116 81V82H115ZM127 81V82H126ZM87 82V83H86ZM92 82V83H91ZM112 82H115V83H112ZM89 83V84H88ZM98 83V84H97ZM126 83H129L130 85H127ZM91 84V85H90ZM106 84V85H105ZM115 86H121V87H115ZM123 84H125V85H123ZM97 86V87H95V86ZM107 85H109L108 87H107ZM114 86V87H111V86ZM94 86V87H93ZM101 86V87H100ZM106 86V87H105ZM126 86V87H125ZM129 86V87H128ZM255 86V87H254ZM261 86V87H260ZM108 88V89H106L105 90V88ZM249 87H251V88H249ZM253 87V88H252ZM123 88V89H124ZM254 88H255V91H257V92H254ZM94 89V90H93ZM103 89V90H102ZM97 92H96V91ZM115 90V91H114ZM241 90V91H240ZM252 92H251V91ZM100 91V92H99ZM105 91H106V94H105ZM238 91H240V92H238ZM261 91L263 92V95H262V93H261ZM234 92H236L235 94H234ZM95 93V94H94ZM99 93V94H98ZM103 93H104V95H103ZM108 93V94H107ZM256 93V94H255ZM122 94H124V95H122ZM122 94H120L119 95V97H118V100H120V101H122V100H124V98H125V93H122ZM234 94V95H233ZM249 94V95H248ZM97 95V96H96ZM122 96V97H121ZM124 96V97H123ZM251 96V95H250ZM253 96H255V97H253ZM104 97V98H103ZM259 97V98H258ZM263 99H262V98ZM97 98V99H96ZM102 98H103V100H102ZM245 99V102H244V99ZM254 98V99H253ZM101 99V100H100ZM252 99H253V101H252ZM98 101H100V102H98ZM139 101V102H138ZM249 101V102H248ZM134 102H136L138 105H140V106H142L143 104H145V106L147 107V108H149V111H150V104H149V102L148 101H144L143 99H140V98H137V97H135V99H134ZM248 102V104H246ZM252 102V104H250ZM262 102V103H261ZM140 103V104H139ZM262 105V106H261ZM58 106H59V109H61L62 107H64L62 104H58ZM250 106V107H249ZM252 106H255V107H253V109H252ZM262 107V108H261ZM262 109V112H260V110ZM148 110V109H147ZM249 111V112H248ZM231 112V113H230ZM231 114V115H230ZM250 114V115H249ZM237 115V116H236ZM251 117L250 119H248L249 118V116ZM256 115H258L257 117H256ZM229 116H231V117H229ZM241 117H243V119L241 118ZM245 117V118H244ZM255 117V118H254ZM234 118V119H233ZM238 118H240L241 119V121H240V119H238ZM257 118V119H256ZM139 119H144V117L142 116V117H140ZM230 119H232V120H230ZM238 119V120H237ZM245 119V120H244ZM228 120V121H227ZM233 120H234V122H233ZM242 120H243V122H242ZM249 120H250V122H253V123H250L251 125H249V123H247V122H249ZM117 121V120H116ZM230 121V122H229ZM229 122V123H228ZM232 122H233V124H232ZM76 123H77V125H79V126H82L83 125V123H82V120H80L79 118L77 119V121H76ZM118 123L120 124V121H118ZM263 123V124H262ZM228 124H230V125H228ZM245 124H246V126H245ZM253 124V125H252ZM260 124V125H259ZM225 125V126H224ZM226 125L229 127H226ZM238 125H240V126H238ZM244 125V126H243ZM247 125H248V127H247ZM233 126H234V128H233ZM236 126V127H235ZM250 126V127H249ZM262 126V127H261ZM257 127V128H256ZM261 127V128H260ZM226 128H228V130L226 129ZM248 128H250L251 129V131H254V130H256V132L259 134V135H254V136H252V135H250L249 133H247V131H248ZM228 131V132H225L226 130ZM233 131V133H232V131ZM260 131L262 132V134L260 133ZM236 132L238 133V134H236ZM229 133V134H228ZM246 133V134H245ZM117 134H118V132H116V134H115V137L117 136ZM85 135H87V137H88V139L90 140L91 139V130H89L88 131V133L87 134H85ZM235 137V139H234V137ZM236 135V136H235ZM240 135H243V136H245V138L247 137L248 139L246 140H244V138H243V136H241L240 137ZM248 135V136H247ZM250 135V136H249ZM261 135V136H260ZM90 136V137H89ZM228 136V137H227ZM232 136V137H231ZM256 136V137H255ZM258 136H259V138H258ZM231 137V138H230ZM255 137V138H254ZM238 138H239V140H238ZM249 138H252V139H249ZM87 139V138H86ZM85 140V141H82V142H78V141H75V140H73V141H71L70 143H71V145L73 146L72 147V149H71V147H69V153H71V152H73V153H75V158L77 159V163H75L73 160H71L69 157H67L66 159H68L67 160V168H68V173H71V175L72 174H74L76 171H78L79 170V167H80V163H79V161H78V158H79V156H80V154L81 153H83V151L85 150V149H87L88 148V145H90L91 144V140L89 141V140ZM232 140V141H231ZM248 140H249V142H248ZM258 142H257V141ZM239 142V144H238V142ZM244 141V142H243ZM247 141V142H246ZM77 144H76V143ZM246 142V143H245ZM251 142V143H250ZM73 143H74V145H73ZM81 143H84L83 144V146H86V147H84V148H82L83 146H81ZM242 143V144H241ZM248 143V144H247ZM257 143H260V145L259 144H257ZM87 144V145H86ZM246 144V145H245ZM249 144L253 147H248L249 146ZM256 144V145H255ZM232 145V146H231ZM237 146V147H236ZM244 146V148H242V147ZM116 147V146H115ZM259 147V148H258ZM82 148V149H81ZM239 148H240V150H239ZM71 149V150H70ZM76 149V150H75ZM243 149V150H242ZM249 149V150H248ZM261 149V150H260ZM115 152H114V151ZM117 151V152H116ZM238 151V152H237ZM239 151H240V153H239ZM25 151H20V152H16V154H18L16 157H17V162H16V165H14V167H16L17 166V170H15L16 172H17V176H18V181H19V184H18V186H17V188H15V190H16V192L18 193V195H19V197H20V199H19V202L21 203L22 201V203L24 204V206H22V207H19V209H16V211L18 212H15L14 211V219H15V221H16V223L17 222H19V219H21L20 221L21 222H24L25 223V225L26 226H30V227H28L29 228V230H30V232H32V233H34L35 231L34 230H38L39 228H43V227H45L46 226V223L44 222V221H37V218H36V215H34L33 216V214H34V212L36 211L35 209H36V202L34 203V199L33 198H31L32 196H31V194L34 192V184H36V182H35V180L37 179L33 174V167L31 166V165H29V164H26V165H24L23 163H21V160L19 159V157L20 156H22V155H25V153H24ZM114 152V153H113ZM232 152V153H231ZM234 152V153H233ZM242 152L244 153V154H242ZM247 152H249V153H247ZM261 152V154H259ZM236 153H237V156H235V158L233 157L234 156V154L236 155ZM147 154V153H146ZM64 154H61L60 155V158L62 159V160H64V161H66L65 160V157L63 156ZM148 155V156H147ZM147 155H139L138 156V164H139V166H140V168L141 169H143V170H145L146 172H148V173H152V172H154V167L151 165V162L152 161H154V157H153V155L151 156V155H149V154H147ZM240 155V156H239ZM248 155V157H246V156ZM249 155H250V158H249ZM19 156V157H18ZM103 156H105V157H103ZM107 156V157H106ZM117 156H118V158H117ZM230 156H231V158L233 159V160H236L235 162H237V163H240V162H243V163H240V164H237V163H235V162H233L232 161V159H230ZM242 156H244V157H242ZM262 156V157H261ZM121 157V158H120ZM146 157V158H145ZM152 157H153V159H152ZM240 157H242V158H240ZM102 158H103V160H102ZM104 158H106L105 159V161H104ZM93 159V160H92ZM238 159V160H237ZM250 161H249V160ZM252 159H254L256 162H253V160ZM19 160V161H18ZM123 160V161H122ZM143 160V161H142ZM229 160V161H228ZM249 161V162H248ZM103 162V163H102ZM231 162H233V163H231ZM246 162V163H245ZM118 163V164H117ZM124 163V164H123ZM261 163H263V165L261 164ZM93 164H94V166H93ZM116 164V165H115ZM234 164V165H233ZM236 164H237V166H236ZM255 166H254V165ZM20 165V166H19ZM76 165V166H75ZM109 165V166H108ZM112 165H113V167H112ZM120 167H119V166ZM143 165V166H142ZM231 165H233V166H235L234 168H233V166H231ZM108 166V167H107ZM125 166V167H124ZM250 166H252V167H250ZM21 167H24L26 170L24 171V168H21ZM122 167V168H121ZM146 167V168H145ZM159 167V166H158ZM106 168H107V170H106ZM108 168H109V170H108ZM118 168H120V170L118 169ZM154 168V169H153ZM229 168H231V169H229ZM254 168V169H253ZM256 168H257V170H256ZM77 169V170H76ZM147 169H148V171H147ZM237 169V172L235 171ZM242 169V170H241ZM253 169V170H252ZM19 170H20V172H19ZM106 170V171H105ZM230 170V171H229ZM252 170V171H251ZM30 173H29V172ZM92 171H94V172H92ZM127 171V172H126ZM232 171H234V172H232ZM239 171V172H238ZM254 171V172H253ZM73 172V173H72ZM112 172V173H111ZM119 172V173H118ZM126 172V173H125ZM253 172V173H252ZM261 172H262V174H261ZM29 173V174H28ZM32 173V174H31ZM66 173V172H65ZM108 174L109 176L108 177H106L105 175L106 174ZM236 173H238V174H236ZM250 173V174H249ZM258 173V174H257ZM20 174V175H19ZM116 174V175H115ZM232 174V175H231ZM233 174H236V176L235 175H233ZM21 175H22V177H21ZM25 177H24V176ZM27 175V176H26ZM93 175H94V177H93ZM122 175V176H121ZM149 175V174H148ZM255 175L257 176L258 175V177H260L259 179L257 178V177H255ZM112 178H111V177ZM233 178L234 176V178H233V180L231 181V177ZM251 176V177H250ZM33 177V180L31 179ZM98 177H100V178H98ZM104 177V178H103ZM28 180H27V179ZM231 178V179H230ZM98 179V181H96ZM101 179H102V181H101ZM111 180V181H108V180ZM240 179V180H239ZM251 179V180H250ZM255 179V181H253ZM256 179H258L259 180V182H258V180H256ZM31 180V181H30ZM237 182H236V181ZM20 181L23 183V184H21L20 183ZM24 181V182H23ZM36 181H38V179L36 180ZM55 181V182H54ZM61 181V180H60ZM225 181H227V182H225ZM240 181V182H239ZM33 182V183H32ZM51 183V184H50ZM67 183V182H66ZM65 183V184H66ZM233 183H235V184H233ZM253 183H254V185L255 184H259V185H255V186H253ZM53 184V185H52ZM56 184V185H55ZM60 184V185H59ZM238 184H240V185H238ZM20 185H21V187H20ZM31 185V186H30ZM57 185H58V188H57ZM236 187H235V186ZM29 186V187H28ZM56 186V187H55ZM239 186V187H238ZM115 187V188H114ZM165 187V186H164ZM238 187V188H237ZM254 187H255V189H254ZM237 188V189H236ZM249 188H250V191H248L249 190ZM23 189H24V192L22 193L21 191H23ZM29 189H32V191H28ZM57 189V190H56ZM60 189V190H59ZM243 189V190H242ZM256 190V192H257V194L259 195H257L256 194V192L254 191V190ZM20 190V191H19ZM26 190V191H25ZM53 190V191H52ZM55 190V191H54ZM59 190V191H58ZM117 190V191H116ZM261 190V191H260ZM232 191V192H231ZM20 192V193H19ZM52 192H53V194H52ZM60 192V193H59ZM64 192H66V194L64 193ZM202 192L203 193H205V195L207 194L206 193V191L204 190V188L202 189ZM247 192V193H246ZM249 192V193H248ZM250 192H252V193H250ZM261 192V193H260ZM22 193V195H20ZM27 193V194H26ZM56 193V194H55ZM118 193V194H117ZM63 196H62V195ZM116 194V195H115ZM262 194H263V196H262ZM24 195V196H23ZM27 195V196H26ZM65 195V196H64ZM104 195V194H103ZM252 195V196H251ZM56 196V197H55ZM58 196V197H57ZM72 196H75V198L73 199L72 198ZM90 196V197H89ZM252 199V200H256L255 202L254 201H249L250 200V198ZM19 197H17V199L19 198ZM21 197H23V199L21 198ZM61 197V198H60ZM247 197H248V200H246L247 199ZM257 197V198H256ZM25 198L28 200H25ZM80 198V199H79ZM85 198V199H84ZM60 199V201H58ZM80 201H79V200ZM125 199V200H124ZM261 199H262V201H261ZM20 200H22V201H20ZM31 200V201H30ZM64 202V201H66V200H69V202H68V207H67V205L65 206L64 204H62V201ZM86 200V201H85ZM258 200V201H257ZM55 201H57V203H55ZM76 201H79V202H76ZM92 201V202H91ZM27 202V203H26ZM30 204H29V203ZM91 202V203H90ZM162 202H163V200H162ZM252 202V203H251ZM257 202V203H256ZM21 203V204H22ZM85 203V204H84ZM88 203V204H87ZM256 203V204H255ZM27 204H29L28 206H27ZM62 204V205H61ZM70 204V205H69ZM250 204L252 205V207L250 206ZM258 204H259V207H258ZM26 205V206H25ZM61 205V206H60ZM87 205V206H86ZM89 205H90V207H89ZM247 206V207H246ZM263 206V207H262ZM25 207V208H24ZM29 207H31V208H29ZM35 207V208H34ZM85 209H84V208ZM257 207V208H256ZM56 208V209H55ZM69 208V209H68ZM75 208V210H73ZM29 209V210H28ZM33 209V210H32ZM67 209V210H66ZM260 209H261V212H262V214H261V212H260ZM55 210H57V212H55ZM81 210V211H80ZM187 209L186 208H180L179 209V214H182L184 211H186ZM251 210H252V212H251ZM254 210H255V212H254ZM263 210V211H262ZM32 211V212H31ZM34 211V212H33ZM78 211V212H77ZM115 211V212H114ZM246 211V212H245ZM22 212V213H21ZM24 212L26 213V214H24ZM29 212V213H28ZM77 212V213H76ZM95 212V213H94ZM121 212V213H120ZM17 213V214H16ZM20 213V214H19ZM79 213V214H78ZM86 213V214H85ZM246 213H248V215L246 214ZM249 213H252V214H249ZM255 213V214H254ZM17 215V217L19 216V215H21L22 217H20L19 216V219L17 218V217H15L16 215ZM22 214H24V215H26V220L25 219H23L24 218V215H22ZM78 214V215H77ZM94 214V215H93ZM97 214V215H96ZM116 214V215H115ZM28 215V216H27ZM83 217H82V216ZM100 216V215H102V217H100V219L99 220H103V219H105V223H103V224H97L96 223V225H95V231L91 228V226H90V224L92 225V223H94L95 224V220H96V218H95V216L97 217V216ZM244 215H246L245 216V218H244ZM252 216V217H250V216ZM260 215V216H259ZM31 218H30V217ZM68 216V215H67ZM78 217V219H77V217ZM81 216V218H79ZM248 216V217H247ZM27 217H28V219H27ZM32 217H34V218H32ZM66 217V216H65ZM122 217V218H121ZM176 217V216H175ZM260 217H262L261 219H259ZM74 218V219H73ZM90 218V219H89ZM249 218V219H248ZM22 219H23V221H22ZM35 221H34V220ZM84 219V220H83ZM94 219V220H93ZM246 219V220H245ZM247 219H248V221H247ZM76 220H78V222L76 221ZM85 220H87V221H85ZM135 220V221H134ZM250 220H251V222H250ZM27 223H26V222ZM29 221H30V223H29ZM33 221V222H32ZM104 221V220H103ZM178 221V222H177ZM32 222V223H31ZM76 222H77V224H76ZM92 222V223H91ZM182 222H184V223H182ZM249 222V223H248ZM254 222V223H253ZM63 223H64V225H63ZM83 223H85V225H83ZM248 223V224H247ZM28 224V225H27ZM42 224V225H41ZM65 224H66V226H65ZM69 224V225H68ZM80 224V225H79ZM246 224V225H245ZM250 224V225H249ZM254 224V225H253ZM79 225V226H78ZM104 226V227H102V226ZM109 225V226H108ZM114 225V226H113ZM65 226V227H64ZM83 226H84V228H83ZM245 226V227H244ZM248 226V227H247ZM34 227V228H33ZM37 229H36V228ZM69 227V228H68ZM80 227H81V229H80ZM121 227V228H120ZM68 228V229H67ZM78 228H79V231H78ZM252 228V229H251ZM259 228V229H258ZM85 229V231H83ZM203 229V230H202ZM245 229H247V231L245 230ZM248 229L250 230L249 232H248ZM65 230H66V232H65ZM68 230V231H67ZM100 230V231H99ZM130 230H132L131 232H130ZM135 230V231H134ZM202 230V231H201ZM258 230H259V232H258ZM18 228H16L15 227V229H14V235H16V234H18ZM34 231V232H33ZM82 231V232H81ZM86 231H88V232H86ZM108 231V232H107ZM199 231V232H198ZM246 231V232H245ZM253 231V232H252ZM262 231H263V233H262ZM17 232V233H16ZM86 233V235H85V233ZM186 232V233H185ZM191 232H193L192 233V235H195L196 236V238H195V240H193V239H191L190 238V235H191ZM201 232V233H200ZM250 232H252V233H254L253 235H252V233H250ZM258 232V233H257ZM81 233H83L84 235V237H82L80 234ZM88 233H90V234H88ZM92 233V234H91ZM132 233H133V235H132ZM198 233H200V234H198ZM130 234V235H129ZM136 234V235H135ZM188 234V235H187ZM207 234H208V236H207ZM245 234L247 235V237L249 236L250 237V239L252 240H250L249 239V237L247 238V237H245ZM80 235V236H79ZM97 235V236H96ZM90 236V237H89ZM93 236H95V237H93ZM199 236H200V238H199ZM255 236V237H254ZM257 236H259V238L257 237ZM111 237H113L112 238V240H111ZM200 239H198V238ZM202 237V238H201ZM242 237H243V239H242ZM186 238V239H185ZM245 238H246V241H243V240H245ZM131 239V240H130ZM197 239V240H196ZM206 239V240H205ZM257 241H256V240ZM263 239V240H262ZM44 240V241H43ZM193 242H192V241ZM203 242H202V241ZM40 241H41V243L43 242V243H46V239L43 237L42 239H41V237H40ZM111 241H113V242H111ZM189 241L191 242V244L189 243ZM197 243V241H198V243L197 244H195V242ZM205 241V242H204ZM211 241V242H210ZM241 241L244 243H242V245H241ZM250 241V242H249ZM262 243H261V242ZM27 242V241H26ZM26 242H20L19 241V238L18 239H15V240H13L12 242H8L9 244H8V246H10V247H14L13 249H14V256H13V251H10V255H9V253L2 247V242H0V264H13V262H14V260H15V262H14V264H19V262L21 261L22 262V257H20L21 255H16V254H18L17 252H19V251H17V250H19V249H21V251H25L26 249H28L27 247H31L32 246V243L30 242V241H28L27 242V245H26ZM31 244H30V243ZM145 242V243H144ZM210 242V243H209ZM214 242V244H212ZM215 242H217V243H215ZM227 242V243H226ZM15 243V244H14ZM204 243V244H203ZM218 243H221V245H219ZM247 243V244H246ZM249 243V244H248ZM251 243H252V245H253V247H252V245H251ZM259 243H261V245L259 244ZM22 244V245H21ZM212 246H211V245ZM224 244V245H223ZM233 245L232 247L234 248V250H233V248H230L229 247V245ZM255 244H257V245H255ZM7 245V244H6ZM21 247V248H16V247ZM24 245H26V247L24 246ZM31 245V246H30ZM112 245H113V248H112ZM193 245V246H192ZM200 245H201V247H200ZM205 245H207V246H205ZM214 245H215V248L213 249V247H214ZM251 247H250V246ZM16 246V247H15ZM23 246V247H22ZM109 246V247H108ZM126 246V247H125ZM197 246V247H196ZM243 246V247H242ZM246 246V247H245ZM256 246V247H255ZM192 247V248H191ZM198 247H200V248H198ZM208 249H207V248ZM224 247H226V248H224ZM228 247V248H227ZM251 249H250V248ZM262 247V248H261ZM25 250H24V249ZM128 249V251H130V252H128L127 251V249ZM221 248V249H220ZM230 248V249H229ZM240 248V249H239ZM241 248L243 249V251L241 252ZM254 248H256V249H254ZM12 249V250H13ZM17 249V250H16ZM212 249V250H211ZM239 249V250H238ZM250 249V250H249ZM140 250V251H139ZM215 250V254H214V251ZM233 250V252H231ZM255 250H257L256 252H259V254L258 253H256L255 252ZM261 250H262V252H261ZM110 251V252H109ZM111 251H114V252H111ZM122 251V252H121ZM134 251H136V253L134 252ZM210 251V252H209ZM222 251V252H221ZM2 252V253H1ZM226 252V253H225ZM236 252H237V254H236ZM250 254H249V253ZM256 253V254H253V253ZM111 253V254H110ZM112 253H114V254H112ZM122 253V254H121ZM126 253V254H125ZM128 253H129V257L127 256L128 255ZM204 253V254H203ZM229 253V254H228ZM232 253V254H231ZM251 253H252V255H251ZM2 254V255H1ZM200 256H199V255ZM226 254H228L227 256H226ZM245 254V255H244ZM11 255H12V257H11ZM16 255V256H15ZM203 255V256H202ZM225 255V256H224ZM231 255H233L232 257H231ZM250 255H251V257H250ZM256 255V256H255ZM260 255H261V257H260ZM206 256V257H205ZM210 256H212V257H210ZM220 256V257H219ZM3 257V258H2ZM11 257V258H10ZM17 257V258H16ZM128 257V258H127ZM201 257L199 258V260L201 261L202 259H201ZM218 257V258H217ZM226 257V258H225ZM251 259H250V258ZM139 258V259H140ZM253 258V259H252ZM1 259H3V260H1ZM11 259V260H10ZM16 259L18 260V262L16 261ZM123 261H122V260ZM210 259H211V261H210ZM216 259H217V261H216ZM144 260H147V261H144ZM208 260V261H207ZM220 260H222V261H220ZM227 260V262H225ZM231 260V261H230ZM249 260V261H248ZM252 262H251V261ZM12 261V262H11ZM254 261V262H253ZM5 262V263H4ZM11 262V263H10ZM208 262V263H207ZM216 262V263H215ZM245 262V264H247ZM260 262H262V263H260ZM21 264V263H20ZM181 264V263H180ZM238 264H242V263H240V262H238Z\"/></svg>",
	"mask_w": 264,
	"mask_h": 264
}]
</instances>
